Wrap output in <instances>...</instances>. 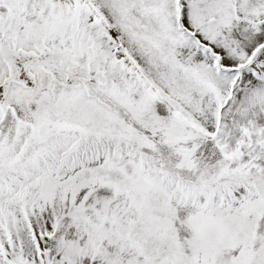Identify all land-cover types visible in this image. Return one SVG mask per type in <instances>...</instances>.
Returning a JSON list of instances; mask_svg holds the SVG:
<instances>
[{
	"label": "snow or ice",
	"instance_id": "snow-or-ice-1",
	"mask_svg": "<svg viewBox=\"0 0 264 264\" xmlns=\"http://www.w3.org/2000/svg\"><path fill=\"white\" fill-rule=\"evenodd\" d=\"M0 264H264V0H0Z\"/></svg>",
	"mask_w": 264,
	"mask_h": 264
}]
</instances>
